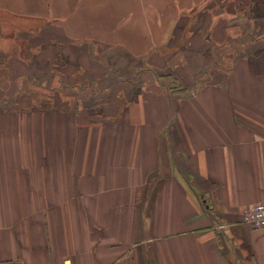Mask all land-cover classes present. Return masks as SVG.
<instances>
[{"label":"crops","instance_id":"crops-1","mask_svg":"<svg viewBox=\"0 0 264 264\" xmlns=\"http://www.w3.org/2000/svg\"><path fill=\"white\" fill-rule=\"evenodd\" d=\"M1 54L50 94L0 106V264H264V0H0Z\"/></svg>","mask_w":264,"mask_h":264},{"label":"rangeland","instance_id":"rangeland-1","mask_svg":"<svg viewBox=\"0 0 264 264\" xmlns=\"http://www.w3.org/2000/svg\"><path fill=\"white\" fill-rule=\"evenodd\" d=\"M6 21L8 23L4 22L6 27L4 26L3 31L7 33H4L2 36L4 37V44L1 46V50H9L11 51L9 53H17L19 54L18 56H23L22 58L20 56V58L26 62L35 57L34 54L36 53L34 49L36 46H49L47 41L40 35V29L42 30V27L46 25L45 23H40V27L37 29H30L27 27L31 26L30 23H23V27H21L18 24L15 25L10 19H7ZM16 26L18 27L17 29ZM11 46H14V51H12ZM75 46L82 45L76 44ZM2 55L3 54L0 55V106H7V108L3 107V109L12 111L17 108H25L23 112L26 114H23L21 117H23L24 122H30L28 119L30 118V115H28L27 112L31 111V98L35 96L39 102L38 97L43 99L44 96L47 97L50 94L48 76H45L44 80L33 81L34 78L31 76L30 67L22 68V65H20L19 62H16L15 58L11 59V61L6 64H3L1 62ZM22 72L23 76L19 78ZM166 72L167 71L161 74L169 75ZM56 95L59 96L58 94ZM76 101L73 100L71 103L76 104ZM41 106L43 105L41 104Z\"/></svg>","mask_w":264,"mask_h":264},{"label":"built area","instance_id":"built-area-1","mask_svg":"<svg viewBox=\"0 0 264 264\" xmlns=\"http://www.w3.org/2000/svg\"><path fill=\"white\" fill-rule=\"evenodd\" d=\"M243 222L255 230L264 229V202L245 207L243 209ZM225 228V224L218 226L219 230ZM64 264H71V262L68 260Z\"/></svg>","mask_w":264,"mask_h":264}]
</instances>
